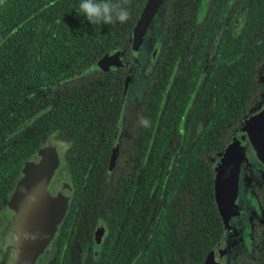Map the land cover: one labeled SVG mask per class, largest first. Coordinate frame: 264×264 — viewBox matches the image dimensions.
Masks as SVG:
<instances>
[{
    "label": "trees",
    "instance_id": "16d2710c",
    "mask_svg": "<svg viewBox=\"0 0 264 264\" xmlns=\"http://www.w3.org/2000/svg\"><path fill=\"white\" fill-rule=\"evenodd\" d=\"M146 1L127 0L125 23L91 24L81 0H0V215L52 142L74 185L47 264H204L224 238L214 162L264 94V0H209L199 24V0H168L156 63L126 101ZM114 51L123 68H100ZM227 264H264V233Z\"/></svg>",
    "mask_w": 264,
    "mask_h": 264
},
{
    "label": "water",
    "instance_id": "95a60500",
    "mask_svg": "<svg viewBox=\"0 0 264 264\" xmlns=\"http://www.w3.org/2000/svg\"><path fill=\"white\" fill-rule=\"evenodd\" d=\"M162 0H147L136 22L132 35V49L136 53L143 40V34ZM122 64L121 53L114 51L104 55L98 62L102 69H114ZM128 81V76H127ZM122 120H118L113 153L120 142ZM38 160L26 161L22 175L10 194L8 207L15 212L12 230L19 240V233L27 231L38 237L35 242L15 244L11 264H34L39 253L52 238L56 225L61 221L70 198V189L64 184L55 195H49L46 184L59 165V156L54 145L43 146ZM264 158V94L257 106L244 120V125L226 145L216 166L214 198L227 229L226 214L234 216L237 208V178L243 160L263 161ZM23 202V203H22ZM227 216V217H229ZM98 240V238H97ZM226 245L220 244L204 264H225Z\"/></svg>",
    "mask_w": 264,
    "mask_h": 264
},
{
    "label": "flooded vegetation",
    "instance_id": "af4514ba",
    "mask_svg": "<svg viewBox=\"0 0 264 264\" xmlns=\"http://www.w3.org/2000/svg\"><path fill=\"white\" fill-rule=\"evenodd\" d=\"M168 0H162V3L159 5L154 18L152 19L149 28L155 24L157 31L154 38H151V41L155 46H157V38L160 37L161 27L163 23V13L165 8V3ZM209 0H199L198 4L190 3L191 7L196 8V17H193L189 22L190 24H199L205 18V10ZM154 22V23H153ZM153 23V24H152ZM146 38L144 37L143 42ZM141 43L140 47L142 46ZM156 50L152 52V60L148 64L147 76L150 74V69L156 63ZM133 61L130 66L127 64V71H129L130 67L133 66L136 61H134V56L132 57ZM117 68H123L117 67ZM143 71L142 68H139ZM146 76V81H147ZM135 79V75L131 79L127 81L125 88V100L126 101H135L139 100L140 97H135L133 99L128 98V92L132 82ZM146 84V83H145ZM264 92V90H263ZM53 145V144H51ZM49 145V146H51ZM55 146V145H54ZM56 148V146H55ZM56 151L59 156V165L54 170L52 176L48 180L46 184V190L49 195H55L58 191H60L61 187L64 184L70 189V198L67 203L66 211L61 219V221L56 225L55 232L48 242V244L44 247L41 253H39L34 261V264H47L54 256L55 253V241L58 239L60 230L64 227L61 226L64 222V219L70 209H72V198L74 196V185L70 179L67 178V171L62 169L61 166V153H59L58 148ZM37 161V160H36ZM60 169V170H57ZM62 169V170H61ZM60 171L63 173L64 182L61 186H55L53 184V179L56 176V172ZM236 205L239 208V214L234 216L230 223L233 225V229L231 231H225L224 238L221 241L222 244L226 245V257L225 264L228 263L229 257L234 260V257L238 255L244 248L252 247L253 240L257 236L258 232L264 233V159L263 161H242L238 170V178H237V194H236ZM8 203V202H7ZM243 210V211H242ZM73 212V210L71 211ZM246 215V219L243 217ZM15 212L6 206V208L2 211L0 215V264H11L13 256L15 254V244L18 239L15 232L12 230V224L14 221ZM73 218V214H72ZM73 227V222L70 224ZM107 234V229L102 222H97L94 226L92 235L97 244L101 242V240ZM98 238V240H97Z\"/></svg>",
    "mask_w": 264,
    "mask_h": 264
},
{
    "label": "rangeland",
    "instance_id": "374dc122",
    "mask_svg": "<svg viewBox=\"0 0 264 264\" xmlns=\"http://www.w3.org/2000/svg\"><path fill=\"white\" fill-rule=\"evenodd\" d=\"M157 11V10H156ZM156 14V12H155ZM154 14V16H155ZM154 16L151 18L144 34H143V39L144 37L146 38L142 44V46L138 48V51L133 54L134 56V61H136V63L130 67L129 71H128V80L131 79L133 77V75H135V79L132 82V85L130 86L129 92H128V98L129 99H133L135 97H140L143 93V89L146 83V74H147V66L148 64L151 62L152 60V52L154 50H156V47L153 42L151 41V38H154L156 35V25L153 24L150 28V23L152 21V19L154 18ZM141 45V44H140ZM139 68H142V70H140ZM51 144L55 145L56 148H58L59 153H61V148L64 147V144L61 142H52ZM264 159V158H263ZM38 160V156L36 159H34V161ZM60 170V169H57ZM53 184L55 186H61V184L64 182V176L63 173H61L60 171L56 172V176L53 179ZM237 211V212H236ZM243 211V210H242ZM236 212L234 216H236L237 214H239V208L237 207L236 210L234 211ZM228 214H226V226L227 229L226 231H231L233 229V225L232 223H230V220L234 217V216H229ZM243 219H246V215H244Z\"/></svg>",
    "mask_w": 264,
    "mask_h": 264
},
{
    "label": "clouds",
    "instance_id": "9594fccd",
    "mask_svg": "<svg viewBox=\"0 0 264 264\" xmlns=\"http://www.w3.org/2000/svg\"><path fill=\"white\" fill-rule=\"evenodd\" d=\"M126 4L127 0H81L79 9L91 24L125 23L130 17ZM140 123L145 127L149 126V121L146 118L142 117ZM36 239L38 237L27 231L21 232L19 240L16 241V247L18 248L22 243L35 242Z\"/></svg>",
    "mask_w": 264,
    "mask_h": 264
}]
</instances>
